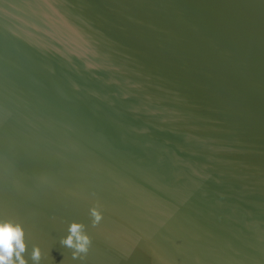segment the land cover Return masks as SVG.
Returning a JSON list of instances; mask_svg holds the SVG:
<instances>
[{
	"label": "water",
	"instance_id": "1",
	"mask_svg": "<svg viewBox=\"0 0 264 264\" xmlns=\"http://www.w3.org/2000/svg\"><path fill=\"white\" fill-rule=\"evenodd\" d=\"M0 220L28 264H264V0H0Z\"/></svg>",
	"mask_w": 264,
	"mask_h": 264
},
{
	"label": "clouds",
	"instance_id": "2",
	"mask_svg": "<svg viewBox=\"0 0 264 264\" xmlns=\"http://www.w3.org/2000/svg\"><path fill=\"white\" fill-rule=\"evenodd\" d=\"M93 226L102 220L101 212L93 208L90 211ZM68 235L61 238V245L73 249V258L87 254L91 245V238L82 223L73 222L68 228ZM25 229L19 223L11 220H0V264H28L24 253L27 251ZM41 249L35 246L31 253L33 264H39Z\"/></svg>",
	"mask_w": 264,
	"mask_h": 264
}]
</instances>
